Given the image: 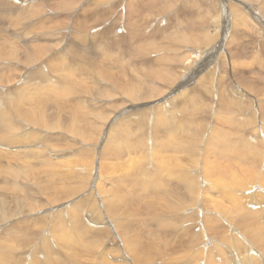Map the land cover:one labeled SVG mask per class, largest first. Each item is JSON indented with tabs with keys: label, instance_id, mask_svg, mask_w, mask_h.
I'll return each instance as SVG.
<instances>
[{
	"label": "rangeland",
	"instance_id": "1",
	"mask_svg": "<svg viewBox=\"0 0 264 264\" xmlns=\"http://www.w3.org/2000/svg\"><path fill=\"white\" fill-rule=\"evenodd\" d=\"M22 2L20 0V3ZM26 2L27 8L37 12V18H33L36 22L31 19V22L23 24L28 25L29 29L33 26L31 30L38 27L37 32H41L38 37L41 41L36 44L58 52L71 47L73 55L69 56L68 60L71 62L72 72L77 71V73L72 80L66 79L69 83L66 86L58 75L51 74L47 78L43 70L31 69L24 63L20 65L22 71L20 79L0 82V92L14 86H22L29 101L25 108L20 107L19 113L25 110L31 122L26 119L17 121L18 113L14 120V135L0 129L5 140L19 141L18 145L22 146L20 150L15 151L16 153L2 154L0 162L20 172L21 178L15 180L26 190L30 200L41 199L40 203L44 204L23 215L24 218L33 217L32 230L21 235L24 240L25 236L32 235L36 224L43 227L47 222L50 223L58 211L64 212L67 219L69 215L67 213H79L83 208H87L88 212L95 211L92 206L96 205L95 202L98 203V200L101 203L104 201V205L108 207L111 200L115 201V204L117 201L118 217L110 216L107 211L103 212L102 216L105 215L106 218L102 220L105 219L107 224L101 226L107 230L110 225L113 230L110 234L109 227L107 234L104 232L108 246L121 244L118 254L114 253L115 255L122 254L121 247L124 244L120 235L118 236L119 233L113 229V221L118 218L124 219L125 222L131 218L129 221H134L137 235L141 231L143 234L140 235H147L142 236V240H149L146 238L153 236L154 229H159L155 217L159 218V214L164 215V212L169 214L166 213L167 216H164L168 222L175 217V214L180 215L182 219V213H193V210H196L201 221L204 219L202 214L204 217L210 214L211 219L217 218L216 221L214 219L204 221H215V225L219 224L216 222L223 221L222 223L228 225L231 224L228 222L231 221L228 219L229 212L240 217V213L249 210L247 204L244 208H240L229 202L223 190L213 185L221 175L229 179V174L233 172L242 176L253 175L250 183L257 186L258 193L255 197L257 201L251 204H264V195L260 193L261 189L264 190V162H259L264 161L262 160L264 159V0H26ZM101 6L103 9L97 10ZM97 16L103 18L101 25L100 22L94 21ZM96 31H99L98 33L105 31L104 40L99 42L102 49L94 45ZM55 32L61 34L53 35ZM134 32L138 34V38H134ZM132 35V39L136 40L129 47L126 41L131 39ZM245 46L250 48L248 55H238ZM50 54L51 52H48L39 64L45 63L49 68L51 64L60 61L59 58L50 59ZM85 58H89L87 72L81 70L83 69L81 63H85ZM239 62L242 63L241 66ZM97 65L101 66L99 72ZM32 75H41L43 83L31 81L29 77ZM50 78H54V84L47 83ZM165 114L169 116L168 119L173 117L174 120L171 124L164 123L167 125L157 128V122ZM178 115L184 116L185 122H182L185 128L176 129L177 133H175L166 126L169 127L170 124L174 125L173 127H180ZM38 117H41V122ZM194 118L198 121L196 125ZM175 121L177 126L174 124ZM37 123L44 124V127ZM215 134H219V137L222 136L221 134H226L227 139L231 141L230 144L235 145H228L225 149L216 138L213 139ZM240 136L253 146V154H257L255 159L252 156L236 155L244 151L243 149H249L239 141ZM129 140L132 141L133 150L123 147ZM148 140L151 145L148 144ZM30 143L36 146L24 147L25 144ZM212 143L218 145V148H215L217 146L214 144L211 145ZM230 147L235 154L229 152ZM259 149L263 154L260 155L261 158L258 157ZM128 150L130 153L127 152ZM50 152L59 154L51 157V162L46 158ZM13 157L18 160L12 159ZM42 160H46L47 163L55 162L52 166L45 163L47 166H43ZM65 160L76 163L72 164L73 174H64ZM57 163H59L58 167ZM240 166H243V169ZM49 167L55 170V174L49 176L46 173ZM28 168H31L32 172H29ZM42 169L46 171L43 172ZM24 174H34V176H28L27 182L23 180ZM155 174H160L163 182L156 181ZM178 174H186L184 187L178 179ZM5 175L10 173L0 172V185L3 184L2 179ZM47 176L51 180L45 178ZM194 177L199 180L198 184L200 183L198 194L200 200L198 199L195 204L199 208L195 209L192 206L187 210L184 209L185 211L180 210L182 203L189 201L182 193L187 192L186 186L195 180ZM44 179L49 181L47 186L55 181L58 187H66L75 190L76 193L62 189L54 193L45 187L47 181ZM62 184L64 186H61ZM9 185L11 186L8 187H12L11 183ZM131 187L137 189V192L140 191L141 195L138 194L137 199H133L134 194L133 197L130 196L133 200L127 198ZM214 188L215 191L211 190ZM101 190L102 192H99ZM170 190L176 191L173 193ZM177 190L178 195H176ZM30 191L35 193L34 195L37 194V197ZM46 191H50V195L63 197L59 201H56L57 199L52 201ZM179 192L183 196H180ZM42 194L45 196H41ZM243 194H239V197ZM38 196L41 198L39 199ZM204 200L206 202H203ZM132 204L134 208L130 207ZM104 205L101 204L102 207ZM123 205L125 207H122ZM228 205H232V208ZM216 206L219 209H216ZM233 206L237 209V213ZM122 208L129 217L125 216L126 213L123 211L124 214L119 213ZM131 208L136 210L130 211ZM174 210H178L179 214ZM259 210L264 213L263 208ZM129 211L132 213L128 214ZM261 212L260 216L263 217ZM123 215L125 217H122ZM136 215L141 216L139 219L144 217L146 220L144 218L139 220ZM177 216L176 219L174 218L175 222ZM147 217L151 221L154 220L152 222H156L157 225L151 221L153 225H149ZM15 219L13 217L1 220L0 226L9 225ZM143 221H148L147 225ZM165 221L163 224L170 226V223ZM188 221L191 223L189 219ZM135 222L138 223L139 229ZM142 223L145 224L144 229L148 233L142 228L144 225L140 226ZM163 224L161 225L164 228L161 229L160 225L159 232L156 229L154 233L156 237L163 233L165 228H169ZM237 227L240 229H234L235 234L246 241L241 227ZM71 228L68 234L71 245H61L66 241L58 237L55 241L56 264H98L97 244L91 245V242L96 240L89 232L92 229L83 226L82 231L86 233H82L79 229H74V226ZM149 229L152 231L150 232ZM49 231L48 229L45 234ZM21 232L19 227L0 229V253L9 254L17 248V236ZM116 234L119 240L115 238ZM155 235L153 237L156 242ZM196 235L199 233L193 237V243H197L198 249L207 244L218 264L225 259H228L230 264L239 260L234 258L232 250H226L228 242L211 240L213 237L209 239L204 235L201 241ZM172 238L177 239L174 236H171ZM194 238H197L199 243L196 240L194 242ZM174 240L173 245L176 243ZM25 242L26 251L28 245L33 246V244L26 240ZM81 244L85 248L95 249L94 257L85 248L75 247ZM21 250L17 249V252H25ZM173 254L171 258H175V255L176 258L180 257L175 264H196L193 262L195 259L190 258L193 250H175ZM257 258L259 259L256 257L254 263H262L263 260L260 262L259 259L258 262ZM160 259H155L158 262L154 260L151 264L171 263H168L164 257Z\"/></svg>",
	"mask_w": 264,
	"mask_h": 264
},
{
	"label": "bare ground",
	"instance_id": "2",
	"mask_svg": "<svg viewBox=\"0 0 264 264\" xmlns=\"http://www.w3.org/2000/svg\"><path fill=\"white\" fill-rule=\"evenodd\" d=\"M22 1L24 2V4H22L23 2L20 3V0H7V1L0 0V82H2L3 80L20 79L21 75H22V71L20 70V65L25 63V64H27L26 66L30 67L31 69L43 70V72H45L44 76L47 78H49V76L51 74L58 75V77L66 83V86H68L69 83L67 80H72L74 78V75H76V73H77V71L72 72V65H71V62L68 60V57L73 55V49L71 47H69V48L63 49L62 52H58V51H51L49 47H43L41 45H37L36 43H39L41 41V39L38 37L41 34L40 31L37 32L38 27L36 28V26L34 25L35 26L34 29L35 28L36 29L31 30V29H33V26L29 29L28 25H23V24H27V23L31 22L30 20L33 18L36 19L37 18V12L32 10V9L30 10L29 8L26 7V4H27L26 0H22ZM100 5H102V4L100 3ZM100 8H102V6L99 7L97 10H100ZM98 16H100V15H98ZM98 16L95 17L96 20H94V21L100 22V24L99 23L98 24L101 25V23H103V18H100ZM33 22H36V21L34 20ZM98 24H97V27L99 26ZM103 28H101V30ZM99 30H100V28H99ZM98 32L99 31H96L94 45L98 49H102V45H99V42L104 40L105 31H103L102 33H98ZM60 34L61 33H58V32L53 33V35H56V36H59ZM132 37H133V35L131 36V39L126 41L127 46L131 45L136 40V39L133 40ZM134 38H138V34L136 32H134ZM243 48L244 49H241V50L239 49L240 51L238 52V55L247 56L248 53L250 52V48L248 46H245ZM48 52H51V54L49 56L50 59H58V58L60 59V61L58 63L51 64L49 66V68H47V64H45V63L39 64V61L42 58L46 57ZM85 60H86L85 63H87V64L81 63V66L83 67V69H81V70L82 71L84 70L85 72H87L88 68H89V58H85ZM241 62L245 63V61L243 62L242 60H241ZM242 63H240V66ZM232 65H234V63ZM97 67H98V72H99L101 70V66L97 65ZM233 69H235L234 66H233ZM63 78H65V79H63ZM29 79L31 81L38 83V84L43 83L41 75H32L29 77ZM47 83L48 84H54V78H50ZM142 90H143V87H142ZM28 102L29 101H28V98L26 97L25 89L22 86H14V87L7 88V89L3 90L2 92H0V129L7 131L10 135H14L15 130H13V128H14L15 117L19 113L20 107L25 108V106ZM227 110H228V108H227ZM182 112H180V113H182ZM168 117L169 116L167 114H165L163 116V118L157 122V128L164 126V125H167L164 123L170 122V124H171V121L174 120V118L172 117V118L168 119ZM183 117H184L183 115L177 116V119L180 118V120H179V123L181 124V125H179L180 127H173L174 125L172 126L169 124V127L166 126V128H168V130L175 132V133H177L176 129H179L181 127L185 128V125L183 123L185 121H183L184 120ZM261 118H262V116H261ZM21 119H24V120L26 119L27 121L31 122L30 118H29V114L25 110H23V112H20L18 114L17 121H21ZM38 120H39V122H41L42 121L41 117H38ZM194 120H195V125H196V123H198V121L196 120V118H194ZM220 120H222V119H220ZM224 120H225V118H224ZM37 124L44 127V124H42V123H37ZM174 124L176 125V121L174 122ZM190 127H192V126H190ZM243 127H245V125ZM213 131H215V130H213ZM221 135L222 136L219 137V134L218 135L215 134L214 135L215 137L213 139L216 138L219 141V143L225 149L228 148V145L230 146L233 144V143L230 144L231 141H230V139H227L226 134H221ZM241 136L238 138L239 141L243 145L248 147L249 149H246V150L243 149L244 151H241L240 153H236V155L238 154L239 157H242L244 155L248 156V157L252 156V158L255 159L257 154H253V150H254L253 146H251V143L247 142V140H245ZM132 137H130V139ZM211 137H212V134H211ZM18 143H19V141L5 140L2 137V134L0 132V156L4 153H16L15 152L16 150H20L22 148V146L18 145ZM148 144L151 145L150 140H148ZM213 144L214 143H212L211 145H213ZM214 145L217 146L215 148H218V145H216V144H214ZM233 145H235V144H233ZM35 146H36V144H34V143L24 145V147H27V148H33ZM123 147L125 149L128 148L130 150H133L132 141L131 142H130V140L127 141V143H125L123 145ZM232 147H234V146H232ZM232 147H230L231 151H229V152H232L235 154V152L233 150V149H235V147L233 149H232ZM239 149H241V148H239ZM262 149L263 148H261V150ZM261 150H260L259 155H258V157H260V158H261L260 155H263V154H261ZM127 152L130 153L129 150ZM55 155L57 156L59 154L54 153V152H50L46 158L50 161L52 159L51 157H54ZM12 159L18 160V158H16V157H13ZM239 160H242V159H239ZM262 160H264V159H262ZM50 162H48V163H50ZM54 162L55 161H53V163ZM259 162H264V161L260 160ZM44 163L47 164L48 166L53 165V163L48 164L46 160H42L41 164L43 166L45 165ZM74 163L75 162H73L72 160H65V162H64V165H65L64 174L70 175V174L74 173V171H73L74 167L72 166V164H74ZM58 164L59 163H57V167H58ZM221 164H223V163H221ZM47 165H45V166H47ZM55 165H56V163H55ZM240 167L242 168L243 166H240ZM211 168L214 169V167H211ZM244 168H247V167H244ZM221 170H223V169H221ZM28 171L32 172V169L28 168ZM44 171H46V170H43V172ZM54 171L55 170H53L52 167H49V169L46 171V173H48L50 176V174H55ZM0 172L1 173H3V172L10 173V175H5L3 177V179H2L3 184L0 185V221L6 220V219H11L13 217H14V219L15 218L16 219L21 218L20 220L15 219L14 222L9 224V225L0 226V229L3 230V229H10V228H14V227H19L22 231L21 234L17 236V243H18L17 248L12 250L9 254L0 253V264H56L55 259H54L55 241L58 237L59 239L66 241L65 243H61V245H63V246L64 245H71L69 243L70 238L68 237V234L72 230L71 226H74V229H79L82 233H86V231H82V229H84L83 226H87V227L92 229V231H89V232L93 235V237L96 240L92 241L91 245L94 246L95 243L97 244V250H96L97 252L96 253L98 255V260H99L98 264H151V262L154 261L155 259L159 260L160 258L163 259V257L168 261V263L171 262L170 264H175L176 262L179 261L180 257L176 258V255H175V258H171V254H173L175 252V250L177 251V250H186V249L193 250V255H191L190 258L193 257L195 259V261H193V262L196 264H218L215 260L214 254L211 253L210 250L208 249L209 246L207 244H206V246L204 245V247H201L200 249H198L197 248L198 245H196L197 243L196 244L193 243V237H195L196 233L197 234L199 233V235H196V237L198 238V240L200 239L201 241H203V235H204V236L208 237L209 239H211V237H213V239H211V240L228 242L229 244L226 245L227 246L226 250H228V251L232 250L234 258L239 259L234 264H256V263H254V260L256 259V257H259V259H261L260 262L263 260L262 263H260V264H264V216L263 217L260 216L261 210H259V209L263 208V211H264V204L263 205L262 204H260V205H257V204L252 205L251 204V202L257 201V199L255 197L257 196V193H258L257 192V186L255 187L254 184L250 183L253 179L252 178L253 175H251V174H246V175L242 176L241 174L233 172V170H232L233 173L229 174L230 175L229 179H227L223 175H221V177L218 179V181L213 183V185H216V188H220V190L221 189L223 190V192H224L225 196L227 197V199L229 200V202H233L234 205L236 204L240 208H242V207L244 208L245 204H247L249 206V210L251 209L250 211L247 209V211L240 213V217H237L238 214L236 215L235 213H233V214H235V215H233L229 212L228 215L230 214V216H228V215H225V216H228V219L231 220L228 222H231V224L227 225L225 223H222L223 222L222 221V222H216V224L217 223H219V224L215 225L214 223H215L217 218L216 219L213 218L215 221L214 222L211 221L212 223L208 222V221H204V220H209V221L213 220V219H211V216H209L210 214H208V215L206 214L205 217H204V214H202L204 219H202V221H201V219H199L200 215L198 216V212L196 210L195 211L193 210V213H191V212L188 214L182 213L181 214L182 219H180V217H179L180 215L177 216L175 214V217L177 216L178 219L175 222L174 221L175 217H173L172 220L170 219L171 220V223H170V220L168 222L167 219H165L166 217H164V216H167L166 213L168 214V212H166V213L164 212V215L159 214V216L161 218L159 216H158L159 218L155 217L156 218L155 221L157 220L156 222H158L159 225H157L156 222L155 223L157 226H159L158 227L159 229H157L156 227L155 228L157 229V232H159L160 225L163 224L165 220H166L165 223L166 222H168V224L170 223V226L167 224L166 225L163 224V225L168 226L169 228H165V231L163 233H161L160 235L157 233V236L159 235L158 237H156V235L154 234L156 232V229H154L155 232L152 234H153V236L155 235L157 241L155 242L154 237L151 235V238H149L150 236L148 238H146L149 240L143 239L145 241L144 242L142 240V236L146 237L147 235L146 234H145L146 236L140 235V233H142V231L141 232L138 231V229L140 228L138 226V223L135 222V224L138 226L137 231L139 232L137 235L136 227L133 224L134 221L133 222L129 221V219H131V218H128L127 222H125L124 219L118 218L119 220L115 219L113 221V227H114L113 229H114V231L116 230L117 233H119L118 236L120 235L124 244L121 247L122 248L121 249L122 254L121 255H115L116 253L118 254L117 251L119 250V246L121 245L120 244L121 242L119 241L120 245H118V246H114V245L111 246L110 244L109 245L111 247L108 246L106 243L107 242L106 240H108V239L106 238L105 234H107V232H108L107 230L109 229L110 225L108 224L109 227L107 230L106 229L104 230V228H101L102 224H107V221H105V219L102 220V218H106L105 215H104V217L102 216L103 212L107 211V213L110 216H114V217L117 216V212H116L117 207H118L117 201L115 204V201H112V200L109 202L110 207H108L107 205H104V203H105L104 201L102 202L104 207H102L101 206L102 203L100 202V200H98V203L95 202L96 205L92 206V208H94L95 211L89 210V212H88L87 208H83V209H81V211L79 213H67V214H69L67 219L65 218L64 212L58 211V213H56V215H54L55 217L50 223L47 222L48 224L46 223L43 227L37 226V224H36L34 226L35 231H33L32 235L25 236V240L27 242L33 244V246L28 245V250L25 251L24 249H27L25 247L27 244H26L24 238L21 237V235L24 232H25L24 234H26L28 231L32 230L31 227H32L33 217H27L26 216L24 218L23 215L25 213H27L28 211H32L35 208L43 206L44 204H42L43 202L40 203L41 197H39V196L38 197H39L40 201H37V200L35 201L32 199L30 200V197H29L28 193L26 192V190L23 187H21L17 183V181L15 180V179L21 178V174L18 170H15V169L11 168L10 166L5 165V164L0 162ZM44 175H46V174H44ZM69 175H68V177H69ZM111 175L112 174H110V176ZM10 176H11V178H8ZM28 176H34V174H24L23 180L28 182ZM196 177H198V176H196ZM45 178L48 179V176ZM49 178H51V177H49ZM154 178L158 182H163V180H161L160 174H155ZM9 179H11V181H13V182H10ZM173 179L176 181L175 178H173ZM178 179L181 182L182 186L184 187L185 182L187 180L186 174H178ZM44 180H46V179H44ZM48 180H51V179H48ZM78 180H79V178H78ZM80 180L82 181L83 179H80ZM52 181H54V180H52ZM48 182L49 181H47L46 184L44 183L46 185L45 187L46 188L48 187L47 189L53 191L54 193L60 192V189L65 190V191H69V193L71 191L76 193L75 190L67 189L66 187L65 188L58 187L57 186L58 184L56 185L55 181L52 183H49L50 185L47 186ZM116 182H117V180H116ZM198 182H199V180L197 181V179L195 178V180L191 184H188L186 186V189H187L186 193L187 194L186 193H182V194H184V198L185 199L188 198L189 201H187V200L184 201L187 203H182V207H179L180 210H184V209L187 210L192 206H193V208L195 207V209H196V207H198V206H195V204L197 203L199 196H200V195H198L199 194V187H200L199 186L200 183L198 184ZM10 183L12 184V187H8V186H11V185H9ZM168 184L169 183H167V186H169ZM82 185L84 186V184H82ZM61 186H64V185L62 184ZM126 186H128V185H126ZM210 186H212V185H210ZM136 190H134L131 187L130 192H128V193H130V195L128 196L127 195L128 193L124 194V195H127L128 196L127 198H129L130 200H133L134 198L138 197V194H140L139 193L140 191L137 192ZM211 190L215 191V188L211 189ZM116 191H118V190L116 189ZM170 191H173V190H170ZM174 191H176V190H174ZM174 191H173V193H174ZM99 192H102V190ZM106 193H107V191H106ZM216 193H218V192H216ZM260 193H261V195H264V190L261 189ZM31 194L34 195L35 193L33 194V192H31ZM46 194L50 197V199L52 201H54L56 199H57L56 201H59V200H61V197H63L62 195L60 197H58V195L54 196V194L50 195L51 194L50 191H48ZM100 194H103V193H100ZM133 194L135 195V197H133ZM179 194H180V192H179ZM182 194H180V196ZM239 194H243V195L241 197H239ZM176 195H178V190H177ZM34 196L37 197V194ZM41 196H45V195L42 194ZM120 196H121V194H120ZM130 196H132L133 199L130 198ZM209 197H210V195H209ZM119 198L121 199V197H119ZM139 198L141 199L142 197H139ZM179 198H181V197H179ZM184 198H181V199H184ZM221 198H222V196H221ZM223 198H225V197H223ZM45 199H47V198L45 197ZM129 199H127V200H129ZM210 199H207V200H210ZM47 200H49V199H47ZM101 200H103V199H101ZM150 200H152V199H150ZM107 201H109V199H107ZM126 201L124 202L125 204H126ZM220 201L223 202L222 200H220ZM133 202L131 201V203H133ZM142 202H143V199H142ZM203 202H206V201L204 200ZM138 203H140V202L138 201ZM205 204H207V203H205ZM217 204H218V202H217ZM250 204H251V206H250ZM154 205H155V203H154ZM223 205H225V204H223ZM152 206L151 207L149 206V207L152 208ZM156 206H158V205H156ZM179 206H181V205H179ZM217 206H219V205H217ZM217 206H216V209L218 208ZM221 206H220V208H222ZM228 206H230L232 208V205H228ZM122 207H125V206L123 205ZM130 207H133V204ZM167 207H169V206H167ZM133 208H131L130 211L136 210ZM145 208L147 209V207H145ZM155 208H157V207H155ZM123 209L124 208H122V210L120 209V211H121V212H119L120 214L122 213ZM126 209L128 210V207H126ZM142 209H144V207ZM234 209H235V207H234ZM137 210H139V208ZM148 210H149V208H148ZM222 210H224V208H222ZM226 210H227V208H226ZM236 210L237 209H235V212H236ZM177 211L178 210H174L175 213ZM225 211H223V213ZM227 211H230V210H227ZM123 212H125V211H123ZM129 212H128V214L132 213V212H130V213ZM137 212H140V211H137ZM174 212H172V214ZM231 212H234V211H231ZM153 213H154V211H153ZM238 213H239V211H238ZM261 213H263V212H261ZM122 214H124V213H122ZM177 214H179V213L177 212ZM133 215H135V214H133ZM263 215H264V213H263ZM125 216L129 217V215H127V213ZM125 216L123 215L122 217H125ZM136 216H138V215H136ZM139 216H138V219H139ZM162 216L165 220L162 219ZM186 216L188 218H185ZM133 217L135 218V216H133ZM142 218H144V217H142ZM142 218H140V219H142ZM150 218L153 219V217H151V216H150ZM150 218L147 219V220H149V222L151 221ZM138 219L135 218L134 220L137 221ZM188 219L190 220V222L192 224L189 223ZM162 220H164V221H162ZM152 221H154V220H152ZM172 221L175 222V224H172L173 223ZM144 222L145 221H143V223ZM147 222H145V224ZM151 222L149 223V225L153 223V222L152 223ZM207 222L209 225H207ZM143 223L140 226L142 227V225H144V227H142L144 229L146 227H145V224H143ZM155 223H153V224H155ZM210 223L212 224V226ZM189 224H191V225L189 226ZM173 225H175V226H173ZM232 225H233V227H231ZM184 226H186V228ZM235 226L241 227V229L244 233V236L246 237V241L240 239L235 234L234 229H238V227L234 228ZM105 228H107V225ZM163 228L164 227L161 225V229H163ZM48 229L50 230L49 233L45 234ZM150 229H152V228H150ZM150 229H149V231H150ZM109 231H110L109 232L110 234L113 233L112 232L113 230H111V227H110ZM145 231H147V230H145ZM104 232H106V233L104 234ZM147 233H148V231H147ZM150 234H148V235H150ZM171 236L172 237L174 236L177 239H175V240L173 238L171 239ZM107 237L110 238L109 236H107ZM115 238L117 239V234H116ZM115 238H111V239L114 241ZM197 238H194V242ZM111 239L109 240V242L112 241ZM117 240H119V239H117ZM173 240H174V242L176 241V243L174 245H173ZM197 242L199 243V241H197ZM114 244L116 245V243H114ZM75 247L76 248H85L83 244H81L80 246L75 245ZM17 249H22L25 252H17ZM85 249L91 256L93 255V257H94L93 253H94L95 249H89V248H85ZM256 249H258V250H256ZM258 252H260L259 255H258ZM108 255H109V257H108ZM119 257L123 258V259H118ZM117 259H118V261H117ZM259 259L257 258L256 261L259 262ZM119 261H120V263H116ZM155 261H157V260H155ZM219 264H230V261L228 259H225Z\"/></svg>",
	"mask_w": 264,
	"mask_h": 264
}]
</instances>
